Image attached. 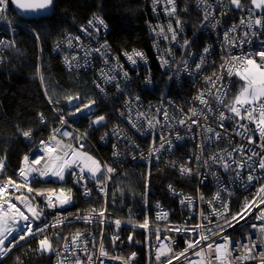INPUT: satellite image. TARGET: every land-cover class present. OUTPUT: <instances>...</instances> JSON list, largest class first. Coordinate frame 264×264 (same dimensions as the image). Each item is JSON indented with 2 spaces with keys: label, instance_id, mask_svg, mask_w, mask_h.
I'll return each mask as SVG.
<instances>
[{
  "label": "built area",
  "instance_id": "2783aa9c",
  "mask_svg": "<svg viewBox=\"0 0 264 264\" xmlns=\"http://www.w3.org/2000/svg\"><path fill=\"white\" fill-rule=\"evenodd\" d=\"M148 5L150 19L147 22V32L152 44L151 57L149 58L141 50L134 49L144 53L146 60L136 58L137 63L133 65L127 61L125 56V53L131 54L133 50L122 53L115 52L107 42L109 28L106 24V28L97 25L100 28L98 32L95 27L88 26V22L94 16L80 26L76 32L66 33L52 49V54L60 59L62 66L68 72L76 74L79 79L84 75H92L91 85L94 92L100 97L111 99L116 103L114 112L112 111V114H110L112 116L111 123L107 121L108 117L105 113L101 114L105 117L103 126L89 127L90 120L101 116L95 113L96 103L92 106L94 115L83 113L69 116L67 113L72 110V105L66 101V113H58L54 111L56 108L52 107L51 117L49 119L43 118V123L41 122V116H38L41 126H50L48 130L50 136L53 134L54 129L61 127L58 116L63 114L71 127L66 125L61 131L67 130L73 135L87 133V138L82 141L84 144L83 151L93 156L102 165L106 164L115 169L110 174L111 178L104 181V191H100V185L94 179H86L81 183H76L75 177L66 173L62 182L67 184L62 188L71 189V203L63 207L50 209L46 207L45 202L35 201L39 208L44 209V216L41 219H44L48 225L49 221L52 222L51 228L46 229L40 235L47 236L52 242L51 245L55 251H51V254L55 262L65 261V264H74L75 257L69 256L64 251V245L70 243L77 232H81L84 234L81 240L88 241V254H95L93 256L94 260L98 255L102 240L105 250L112 257L120 256L113 254L110 250L119 249L123 253L124 250H129L134 245L135 249L132 253L136 255L130 261V264H156L155 254L161 244L170 246L178 254L185 249L187 240L198 238L199 230L190 233H178L167 231V228H193L197 224L212 228L214 231L223 229L219 231L218 236H211L208 243L213 241L223 243L220 237L227 236L231 241L238 244H250L249 237H251L252 241H257L255 252L264 251V241L258 239V231L252 227L253 224L259 226L264 223V221L256 219L259 209L253 204L249 210H244L245 201L253 200L260 183L253 181L252 184L245 186L247 174L251 169L247 167L238 169L236 163L227 156V152H231L235 161H242V159H246L248 155H251L249 150L261 152V148L257 145L261 144L262 141L255 131V125L248 123L246 120L239 121V123L247 124L249 131L244 135H238L237 132H243V129L237 126L236 121L225 120L223 122L224 127H219V121L215 118L218 113H208L207 120L203 117H191L193 120L199 119V123L203 125L199 128L192 125L191 131L177 123L180 119L190 117L192 109H204L207 112L205 106L194 99L200 92H204L205 98L209 100L214 109L218 108L226 116L230 115L227 109L218 105L213 98L217 94L216 89H212L213 96L208 95V90L212 88V85L206 83V77H211L213 73L223 75V79L217 82V88H220L222 92H226L224 96L225 104L230 103L228 101L230 89L235 83L238 91L237 82L240 81L236 76L229 77L220 66L229 55L239 56L242 53L257 52L262 46V42H264V28L255 25L249 28L247 26L249 20L248 8L245 7L243 11L235 9L234 6L228 3V0H224L223 6L220 5L219 0H207V4H198L197 0L196 9L201 12V20L194 30H188L179 19L176 2V13L173 16H169L165 11L166 8L171 10L172 7V5L166 3V0H159L158 3H154V0H148ZM208 5H211V7ZM206 11L211 13L208 20H204ZM4 16L6 19H0V40L7 43L0 45V71L3 68L2 66L9 61L10 51H16L15 36L21 29L25 28V24L12 15L10 2ZM261 16H263V11L254 9V15L251 19L254 20ZM177 19L180 20L181 27H177ZM241 19L245 20L244 24L240 23ZM169 23L177 32L175 41L171 39L172 33L168 31L167 26ZM213 24L216 26L212 27ZM233 25L236 28L235 31L229 33L230 38L238 41L243 39L244 34L247 32L251 43H245L242 47H229L225 43L224 33ZM82 28H87V33L82 32ZM161 28H163V34H158ZM253 32L256 33L255 36L252 35ZM165 35L168 39H164ZM76 37H79V40H76ZM70 38L75 46L74 48L68 47V39ZM185 40L189 41L187 48L182 46ZM105 43L108 45L107 65L104 63L105 57H102L100 53L92 51L90 55L85 56L86 51L101 48V45ZM57 44H59V48H57ZM206 47L209 48L207 54L203 51ZM66 55H76L78 57L76 63L85 66L69 69L64 62ZM201 56L204 57L205 62L201 69L197 71L195 64L200 62ZM255 58L259 62V57ZM163 60H167L168 64L162 66L161 62ZM185 62L187 63L185 64ZM112 68L114 70H110ZM185 68H187V71L184 70ZM101 69L110 76L115 77L113 83L103 82ZM124 72L128 73L127 79L124 78ZM117 83L120 85L119 91L115 87ZM96 84L101 85L102 92L96 87ZM135 97H139V100L137 101ZM127 101H131L130 112L126 104ZM157 109H166L171 119L164 120L163 112H158ZM122 112L125 114L124 116L120 115ZM138 112L145 113V116L137 120ZM129 115L132 120L143 125V130L138 131L131 126L127 119ZM149 117H155L153 123L159 121L153 129L148 128ZM205 127H211L221 132L223 138L219 141L209 142L203 134ZM98 128H103V134L99 136L97 141L104 148L101 153H98L95 147L89 143L90 135ZM114 128L119 131V137L112 134ZM106 133L107 135H105ZM161 134L171 140V148L169 149V146L165 144L164 149L150 155V152H153L155 148H159ZM177 134L182 139H177ZM248 135L253 137L255 143H248ZM20 137L25 144L30 145L29 151L25 154L29 156L30 160L37 154L42 155L39 151L40 142L42 141L40 138L33 140L32 133L30 138H25L22 133ZM48 138L45 141H48ZM57 138L63 140L65 144L73 143L75 146V141H69L67 137L57 136ZM241 145L245 146L244 153L233 151ZM201 146H203V151H201ZM88 147L91 150H88ZM114 152L119 154L114 155ZM217 154L223 156L224 160L231 164L229 170L225 171L220 163L212 164L211 167L201 166L202 161ZM23 157L20 159L16 176L19 168L23 165ZM196 157H200V160L197 161ZM254 159H258V157ZM181 166L192 169L191 174H181ZM152 168L170 170L178 176V179L180 178L178 181H182L181 185L183 186L177 188L176 185L169 183L165 186V195L157 194L156 190L151 187L148 178V173ZM237 171H240L241 176L244 177V182L236 178ZM255 175L260 177L262 173L257 170ZM17 178L19 179L18 176ZM233 178H235L234 183L232 182ZM218 179L223 183H218ZM40 180L59 182L56 178H41ZM84 185H86L90 195H84ZM169 186L175 192L170 191ZM75 187H77L76 191L78 193L76 199L74 198ZM224 189H227V191H224ZM218 191L220 199L213 200ZM24 194L29 195L26 190ZM185 197L192 198L193 206L191 208L181 205L180 201ZM208 201H213L211 206ZM13 202L17 203L25 214L30 215L26 213L23 205L15 200ZM222 202L228 206V212L225 215L231 221L232 227H228L227 223L219 217L210 215L212 208L218 210L221 208ZM73 206H76V209L72 211L73 214L71 215L69 208ZM261 207L264 208V205H261ZM93 209L96 212L106 209L103 223L95 222ZM67 210L68 212L65 213ZM161 210L168 213L166 219H157V213ZM201 212L208 216L211 222L202 219ZM237 213L243 215V219L237 216L239 223L232 220V216ZM70 215L74 216L75 222L73 224L75 228H71L63 235V230L69 227L71 223L68 217ZM89 215H93V223H85L82 219L75 218L76 216L85 217ZM51 216L52 219H49ZM64 217H67V219H64L63 223H58V219ZM145 218L149 221L148 230L137 226L143 223ZM115 220L121 221L119 228L113 223ZM53 225L56 226L53 227ZM157 229H159V240L157 239ZM101 231L103 237H101ZM113 236L119 237L115 244L112 241ZM129 236L132 237L131 241ZM139 246L144 247L145 250L143 260L140 256L142 253L136 251ZM57 253H60V255L58 256ZM132 253H128L121 258L127 260ZM77 254L86 264L85 254L79 251ZM241 254L242 250L232 253L233 257ZM188 255L193 261L199 260V257L193 256L191 251ZM66 257L67 259H65ZM96 264H99L98 260ZM105 264H121V261L106 259ZM173 264H184L183 258L180 261L174 260ZM237 264H240V262H237ZM243 264H259V261L258 259L247 260Z\"/></svg>",
  "mask_w": 264,
  "mask_h": 264
},
{
  "label": "snow or ice",
  "instance_id": "6c2138e0",
  "mask_svg": "<svg viewBox=\"0 0 264 264\" xmlns=\"http://www.w3.org/2000/svg\"><path fill=\"white\" fill-rule=\"evenodd\" d=\"M9 2L15 6V8L20 13H40L46 11L50 7L54 6V0H0V19H6L4 13L7 11V7ZM159 0H154V3H158ZM166 3L172 5L171 10L165 9L166 13L169 16H173L176 13V6L175 0H166ZM221 6L224 4V0H219ZM235 9H239L243 11L245 6L241 3V0H228ZM198 4H207V0H198ZM250 5L252 7L248 8L249 12V20L247 22V26L251 28L253 25L264 28V16L257 17L254 20L251 17L254 15V9H260L264 11V0H250ZM211 7V5H208ZM155 10V9H154ZM211 13L205 12L204 20H208ZM241 24L245 23L244 19L240 20ZM177 27H181L180 20L177 19L176 21ZM97 25L104 26L103 19L94 16L92 20L88 22L89 27H95L96 31H100V28ZM203 26V25H202ZM215 27L216 25H211ZM168 31L172 33L171 39L173 41L177 38V32L173 29L172 24L169 23ZM236 26L233 25L228 31L224 33L225 43L229 47H242L245 43H251L248 39V33L244 34V38L240 40L230 38L229 33L235 31ZM82 32L87 33V28H82ZM163 34V28H161L160 33ZM253 36L256 35L255 32L252 34ZM38 38V37H37ZM79 40V37L75 38ZM164 39H168L165 35ZM7 42L4 40H0V45L6 44ZM183 47L187 48L189 46V41L185 40ZM68 47L74 48L75 46L72 43V39H68ZM57 48H59V44H57ZM107 48L108 45L105 43L101 45V48L91 49L85 52V56L91 54L92 51L100 53L102 57H105L104 63L107 65L108 60L107 56ZM103 50V51H102ZM204 53L207 54L209 52V48H204ZM126 59L131 64L135 65L137 63V59L146 60L144 53L133 50L131 54L125 53ZM255 57H259V62ZM78 57L76 55L64 57V62L68 66L69 69L72 68H79L85 65H80L76 63ZM205 59L203 56L200 58V62L195 64L196 70L199 71L201 66L204 64ZM87 63V62H86ZM163 65H167L168 61L163 60ZM187 62H185L186 64ZM221 69H224L226 74L229 77L236 76L239 78L241 82L238 87V91L235 96L232 98L231 102L225 104L224 96L226 92H222L220 88H217V82L223 79V75H217L213 73L211 77H206V83L212 85V88L208 90V95L213 96L212 89H216L217 94L213 96L216 100L217 104L223 106L227 109L230 115H225L223 111H219L218 108H213L208 99L205 98L204 92H200L194 98L195 100L199 101L200 104L204 105L207 109L205 112L204 109H192L191 116L187 117L186 119H180L177 123L181 126H185L191 131L192 125H196L198 128L203 127L199 123V119L193 120L191 117H203L205 120L208 119V113H218L216 115V119L219 121V127H224L225 120H233L236 121L237 126L240 129H243V132H237L238 135H244L249 131L247 124L239 123L241 120H246L250 124L255 125V131L258 133L262 143L257 145L261 148V152H256L253 150L251 151V155H248L246 159H242V161H235L232 158V153L227 152V156L230 160L236 163L238 169H243L245 167L251 169L248 172L246 177L245 186L248 184H252L253 181L260 183V187L257 189L255 196L253 197L252 201H245L244 210H249L253 204L259 212L256 216L257 220L264 221V208L261 205H264V42H262V46L260 49L255 52H249L247 54L242 53L239 56L236 55H229L225 60L224 63L221 64ZM114 70V68L110 69ZM187 71V68L184 69ZM39 74V73H38ZM124 78H128V73L124 72ZM101 77L103 78L104 83H113L115 80L114 76H110L108 73H105L103 69H101ZM41 82L43 83V76H40ZM150 82V81H148ZM96 87L103 91V88L100 84H96ZM117 90H120V85L117 83L115 84ZM47 95V91L45 92ZM66 101L72 105V110H70L67 115L75 116L77 114H83L84 112L89 113L90 115H94L92 112V106L96 103L95 100L91 98L82 99L79 94L73 96L68 95L65 97ZM138 101L139 97H135ZM49 103H53V101L49 98ZM59 103V101H56ZM126 104L128 105L129 112L131 111V101H127ZM58 113L62 112L61 109H54ZM158 112H163L164 120H169L171 117L169 116L166 109H157ZM121 116L125 114L122 112L120 113ZM145 113H137V120L139 118L144 117ZM60 121V128L54 129L53 134L49 136L48 141H41L40 142V149L39 151L42 155L37 154L34 158L30 160L28 155L23 157V165L19 168L17 172V176L19 177V181L14 180L12 177H7L5 179H0V258L7 255L8 252L12 250L13 247L19 245L20 241H23L28 236H36L37 234H42L47 228V222L43 223L42 227H37L34 231L32 228V224L36 220H40L41 217L44 216V209L39 208V206L35 203L37 197H42L45 201L47 208H55V207H63L71 203L72 196H71V189H64L60 188L59 190L51 189V188H43V189H36L31 186L33 182H39L41 178H56L60 181L65 179V174H71L75 177L76 183H81L86 179H94L97 181V184L100 185V191H104V181L110 179V174L115 171L112 167L108 165H102L98 160H96L93 156L89 155L88 153L83 151L84 144L82 143L83 140L87 138V133H77L73 135V133L64 130L61 131L66 125L71 127L68 120L65 119L63 114L58 116ZM128 122L131 124L133 128H136L138 131L143 130V125L138 124L137 121L132 120L131 116L127 117ZM155 117L148 118V128L153 129L156 127V124L159 121H153ZM41 122L43 123V116H41ZM105 122V117L103 115L97 116L95 119L90 120L89 127H93L96 125L103 126ZM235 131V129H234ZM113 135L119 137V131L117 129H113ZM205 138L209 142L219 141L223 138L222 133L216 131L211 127H205L204 133ZM211 134V135H208ZM22 135L25 138L31 137V131H23ZM107 135V133L105 134ZM57 136L60 137H67L69 141H75V146L73 143L65 144L63 140L58 139ZM177 139H182V137L177 134ZM103 139V137H102ZM160 146L159 148H155L153 152H150V155L159 152L161 149L165 148V144L171 148V140H168L163 134L160 136ZM247 141L249 144L255 143L253 137L251 135L247 136ZM115 147V146H114ZM203 146H201V151H203ZM227 151V150H225ZM233 151H238L240 153L245 152V146L241 145L237 148L233 149ZM119 153H115L114 155H118ZM258 159H254L257 158ZM196 160L199 161L200 157H196ZM251 162V163H250ZM220 163V166L225 170H229L231 168V164L224 160L223 156L220 155H213L209 157L207 160L202 161L201 166L204 167H211L212 164ZM5 168L3 160H0V174L3 173ZM78 169V171H77ZM260 170L262 175L257 177L255 172ZM181 174H191L192 169L181 166L180 167ZM215 175V173H213ZM236 178L241 179L244 182V177L241 176L240 171L236 172ZM232 182H235V178H233ZM218 183H223L219 181ZM254 186V185H253ZM84 195H90L89 190L87 189L86 185ZM170 191L175 192L174 189L169 186ZM25 190L29 195H25ZM227 191V189H224ZM16 193H20V195H16ZM203 199V197H201ZM220 194L219 191L217 192L216 196L213 197V200H219ZM13 200L19 202L21 205L24 206L30 213V215H26L24 211L21 210V207L17 206V203H14ZM181 205L186 207H192L193 202L191 197H185L180 201ZM213 201H208V204L211 206ZM105 211L106 209H101L99 212H96L93 209V213L95 214V222L96 223H103L105 219ZM228 212V206L226 203H221V208L218 210L216 208H212L210 215L217 216L220 219L224 220L228 227H232L231 221L228 220L227 216L225 215ZM168 213L163 212L162 210L157 213V219H166ZM202 219L209 220L208 216H205L203 212L200 213ZM237 216H240L243 219V215L237 213L236 215L232 216V220H237ZM76 219H82L85 223H93L94 217L93 215L80 217L76 216ZM67 219L64 217L63 219H58V223H63V220ZM209 222H211L209 220ZM113 223L119 228L121 221L115 220ZM56 225H53L55 227ZM140 228L145 230L149 229V221L145 218L144 222L137 225ZM252 227L257 229L258 231V239L260 241H264V223L260 224L259 226L253 224ZM167 231H175V232H184L190 233L193 231H198V238L197 239H189L186 241L185 249L180 253H175L173 249L168 246L161 244V246L157 249L155 254V261L156 264H173V261H180L183 258L184 264H243L244 261L258 259L259 264H264V251L259 253L255 252V248L257 246V241H252L251 237H249L250 244H238L234 241H231L227 236L220 237L223 240V243H217L213 241L212 243H208L213 235H219V231L223 229L213 230L212 228H206L202 224H197L193 228L188 227H169L166 229ZM13 233L16 235L14 236ZM83 233L77 232L71 239L70 243H65L64 251L68 253L69 256L75 257L74 264H84V261L80 259V256L77 252H83L86 256V264H96V261H99V264H105L106 259L110 260H120L121 264H130V261L135 258V253H132L127 260H124L121 257H112L109 253L105 250L103 242L101 240L98 255H96V259L94 260L93 256L95 254H88V248L86 240H81L83 237ZM11 237L12 239H9ZM18 237V239H17ZM101 237H103V232L101 231ZM118 236H113L112 241L115 244V241L118 240ZM132 237L129 236V240L131 241ZM157 239L159 240V229H157ZM8 242V246H5V242ZM203 245V246H202ZM199 249V250H196ZM39 251L47 252V251H55L52 248L50 240L47 236L39 241ZM237 250H242V254L239 256L233 257L232 253ZM193 256L199 257V260L193 261L189 258V252ZM59 256L60 253H57ZM163 258V259H162ZM67 259V257L65 258ZM19 261V258H17ZM22 264V262H21ZM58 264H65V261H59Z\"/></svg>",
  "mask_w": 264,
  "mask_h": 264
},
{
  "label": "trees",
  "instance_id": "16d2710c",
  "mask_svg": "<svg viewBox=\"0 0 264 264\" xmlns=\"http://www.w3.org/2000/svg\"><path fill=\"white\" fill-rule=\"evenodd\" d=\"M175 2L179 19L188 30H194L201 20V12L196 9L197 0H175ZM241 3L246 8L251 6L250 0H241ZM12 15L23 22L25 28L15 36L16 51H10L9 61L0 71V160L4 159L5 163L0 179L12 177L20 182L16 171L20 159L30 149V145L23 142L20 134L30 130L33 140L40 138L45 141L49 137L50 126H41L38 116L49 119L52 107L61 109V113H66L65 97L77 94L82 99L95 100L96 115L105 113L109 123L112 122L110 114L116 108L113 100L104 99L94 92L91 85L92 75H84L79 79L76 74L68 72L62 66L60 59L52 54L55 44L66 33L76 32L93 16L103 19L104 24L108 26L107 42L117 53L138 49L150 58L152 44L147 32V22L150 19L148 0H55L51 13L44 18L23 20L13 11ZM40 76H43V83ZM240 83L237 82V85L239 86ZM46 91L47 95H45ZM236 93L237 89L233 83L228 94L229 102ZM49 98L53 103H49ZM102 131L103 128L94 130L89 138V143L98 153L104 150L97 142L99 136L103 134ZM87 149L91 150L89 147ZM148 178L151 187L159 195H165V186L169 183L176 185L177 188L183 186L182 181H178L180 178L178 179V176L168 169L152 168ZM65 184L67 183L40 180L31 183V186L36 189L59 190ZM76 190L77 187L74 189L75 199L78 196ZM36 201L45 202L42 197H37ZM75 209L76 206L69 208L71 215ZM67 212L68 210L65 213ZM71 215L68 216L71 223L63 230V234L75 228L74 216ZM44 237L45 235L40 234L26 237L28 240L20 241L19 245L0 258V264H21V262L22 264H58L53 260L51 251L38 250L39 241ZM134 249L132 245L131 249L124 250L123 253L119 249L110 252L123 257L132 253ZM136 249L138 253H142L140 256L143 260L144 247L139 246Z\"/></svg>",
  "mask_w": 264,
  "mask_h": 264
},
{
  "label": "water",
  "instance_id": "95a60500",
  "mask_svg": "<svg viewBox=\"0 0 264 264\" xmlns=\"http://www.w3.org/2000/svg\"><path fill=\"white\" fill-rule=\"evenodd\" d=\"M55 2V0H54ZM10 6L12 11L21 19L23 20H36V19H40V18H44L46 16H48L53 7H50L49 9H47L46 11L40 12V13H36V14H32V13H20L13 4H11L10 2Z\"/></svg>",
  "mask_w": 264,
  "mask_h": 264
},
{
  "label": "rangeland",
  "instance_id": "374dc122",
  "mask_svg": "<svg viewBox=\"0 0 264 264\" xmlns=\"http://www.w3.org/2000/svg\"><path fill=\"white\" fill-rule=\"evenodd\" d=\"M63 112H64V110H63ZM92 112H93V108H92ZM84 114H85V115H89V113H87V112H84ZM59 183H63V182L59 180ZM17 206L20 207L18 204H17ZM22 211H23V210H22ZM25 211H26V213L30 214L26 208H25ZM26 215H27V214H26ZM49 219H52V216H51ZM44 222H45L44 219H40V220H38V221H35V222L33 223V225H32L33 230L35 231V230L37 229V227H42ZM51 224H52V222L49 221V226H48V228H51ZM48 228H47V229H48ZM13 235L15 236L16 234L13 233ZM63 235H65V233H64ZM28 237L30 238V237H33V236H28ZM9 239H12V238L9 237ZM25 240H28V239L26 238ZM7 245H8V242L6 241V242H5V246H7Z\"/></svg>",
  "mask_w": 264,
  "mask_h": 264
}]
</instances>
